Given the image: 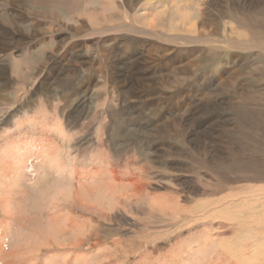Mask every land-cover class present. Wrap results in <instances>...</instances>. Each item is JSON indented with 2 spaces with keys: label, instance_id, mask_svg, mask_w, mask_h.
<instances>
[{
  "label": "rangeland",
  "instance_id": "1",
  "mask_svg": "<svg viewBox=\"0 0 264 264\" xmlns=\"http://www.w3.org/2000/svg\"><path fill=\"white\" fill-rule=\"evenodd\" d=\"M243 263L264 0H0V264Z\"/></svg>",
  "mask_w": 264,
  "mask_h": 264
},
{
  "label": "bare ground",
  "instance_id": "2",
  "mask_svg": "<svg viewBox=\"0 0 264 264\" xmlns=\"http://www.w3.org/2000/svg\"><path fill=\"white\" fill-rule=\"evenodd\" d=\"M110 1V0H109ZM112 1V0H111ZM68 2H70V1H68ZM118 2V1H117ZM68 4H70V3H68ZM131 7V6H130ZM150 23V22H149ZM135 24H136V22H135ZM107 53V52H106ZM109 55V54H108ZM51 71V70H50ZM52 73H54L53 72V70H52ZM50 77V76H49ZM46 78L47 77H45V79L44 80H46ZM11 92H13L14 93V90H12ZM17 95V94H16ZM62 131L61 132H63L64 133V130H63V128H60ZM43 131V130H42ZM29 134V133H28ZM41 142V141H40ZM46 144V143H45ZM41 145V144H40ZM39 146V145H38ZM54 150V149H53ZM53 150L51 151V156H52V158H54V157H56V155L58 156V153H57V151H55L54 150V152H53ZM43 151V150H42ZM27 152V151H26ZM45 152V151H44ZM40 153V152H39ZM42 154V153H41ZM44 154V153H43ZM47 156V155H46ZM48 157V156H47ZM26 158V157H25ZM50 160V159H49ZM56 160H59L58 159V157H57V159ZM55 162V161H54ZM58 162V161H57ZM57 162H55L56 164H57ZM58 165V164H57ZM76 201H77V203L79 204V202H81L82 200L84 201V198H82L80 195H77V196H75V198H74ZM60 206H62V204H59V203H57L56 205H54V207H55V209H57L58 207H60ZM58 210V209H57ZM243 264H245V263H243Z\"/></svg>",
  "mask_w": 264,
  "mask_h": 264
}]
</instances>
